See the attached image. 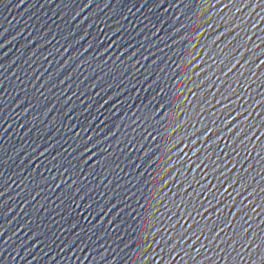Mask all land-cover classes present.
I'll use <instances>...</instances> for the list:
<instances>
[{
	"label": "water",
	"instance_id": "water-1",
	"mask_svg": "<svg viewBox=\"0 0 264 264\" xmlns=\"http://www.w3.org/2000/svg\"><path fill=\"white\" fill-rule=\"evenodd\" d=\"M188 9L0 0V264H264V6Z\"/></svg>",
	"mask_w": 264,
	"mask_h": 264
},
{
	"label": "snow or ice",
	"instance_id": "snow-or-ice-1",
	"mask_svg": "<svg viewBox=\"0 0 264 264\" xmlns=\"http://www.w3.org/2000/svg\"><path fill=\"white\" fill-rule=\"evenodd\" d=\"M230 2H231V0H230ZM185 3H186V8L188 9V6L190 5V4H195L196 6H199L200 5V0H185ZM257 4H258V6H264V5H261L260 3H259V0H257ZM229 5H225V7H228ZM189 10V9H188ZM195 10V8H192L191 9V11H194ZM200 17H201V14H197L196 15V19L198 20V19H200ZM187 20V17H185V18H182V20L180 21V23H181V25H182V27H181V29H179V30H177V35H179V33H180V31H183L184 33H185V36H188L189 37V39H187V43H184V41H185V39H184V37L185 36H182L181 37V44H183V46H184V49H188V45L189 44H191L192 43V40H191V36H192V34L193 33H195V32H198V25H192V28H191V30H189L188 28H184L183 27V23H184V21H186ZM208 21H204V23H207ZM188 23L189 24H192V22L191 21H188ZM203 35V33L201 32V33H199L197 36H196V39L198 40L199 38H200V36H202ZM217 40L219 39V37H217L216 38ZM214 43H215V41H214ZM177 55H179V52H177ZM188 56H191L192 57V59L191 60H187L186 62H184L186 65H187V67L189 68V65L190 64H192L193 63V61L196 59V57L195 56H192V51H190V52H188ZM180 60L181 61H184L185 60V58L184 57H180ZM238 63V62H237ZM261 64H264V61H261ZM233 67H235V65H233ZM180 68H181V65L180 64H176V67L175 68H173V72L174 73H178L179 71H177V69H179L180 70ZM229 71H231V69H229ZM180 78H181V76L179 75V74H176V75H174L173 77H172V82H173V85L175 86V85H177V81H180V85L182 86V85H186V84H188V83H190L191 82V75L189 74V77H188V83H182V81L180 80ZM179 89H180V87H176V92L177 93H180L179 92ZM189 91H191V89H189ZM176 99H177V101L178 102H182V100H181V96H176ZM163 110V108H161V109H157L156 111L158 112V111H162ZM221 111H223V109H221ZM166 119H168V113H165V115L164 116H162L161 118H160V122L161 123H163V121L164 120H166ZM178 120H179V117H177V119H176V124L178 125L179 123H178ZM229 123H232V121H229ZM262 124H264V121H262ZM240 126L239 125H237L236 126V128H239ZM168 131V129L166 128L165 129V132H167ZM236 131V129H233V132H235ZM232 133H230V135H231ZM256 135V133L255 132H253L252 133V136H255ZM261 135L262 136H264V133H261ZM208 139V137H205V140H207ZM238 139H239V136H238ZM249 139H251V137H249ZM257 139H259V138H257ZM152 140H156V137L155 136H152ZM172 141V137H170L169 138V143H172L171 142ZM180 143V142H179ZM179 143H177V144H175V146L174 147H172V148H170L169 150H168V152L167 153H172L173 152V150L174 149H176L178 146H179ZM193 147H195V144H193ZM210 147H211V145H210ZM85 151H88V149L86 148L85 149ZM157 151H159V148L157 149ZM180 151L182 152L183 151V149H180ZM167 153H165V154H167ZM177 156H179V153H175ZM258 155H260V154H264V146H262V147H260V150H259V153H257ZM193 155L195 156L196 155V153H193ZM158 156V155H157ZM157 156H153L152 157V160L151 161H149V164H152V162L153 161H155L156 160V158H157ZM207 159H209V157H207ZM202 163H204V161H201V164ZM159 166V164H157L156 165V167H158ZM200 165L198 164L196 167L198 168ZM218 170V169H217ZM238 179V178H237ZM158 184H159V182H158ZM157 184V185H158ZM153 187H156V185H154ZM241 187H243V186H241ZM204 189H202V191H203ZM225 191H227V189H225ZM158 195L159 194H157V196L156 197H154V199L156 200V203H161L160 202V200L159 199H157V197H158ZM148 204H152V200H148ZM153 207H155V205L153 206ZM158 210V209H157ZM149 211V208L147 207V205H145V204H142V205H140V213H144V214H147V212ZM241 211H243V210H241ZM153 215H155V213H153ZM221 216H222V214H220V213H218L217 214V218L218 219H220L221 218ZM131 220H132V224H134L135 225V228H133V229H131V231H130V234H129V238H130V240L131 241H133V244H132V246H131V251H136V249L137 248H140L141 247V238L142 237H144V235H145V231H142L141 229L142 228H145L146 227V225L144 224V218H143V216H141L139 213L136 215V216H131ZM230 221H228V222H226V223H229ZM154 226H155V222H154ZM190 227H192V226H190ZM240 227V225H237V228H239ZM151 228H148L147 229V231H149V232H151ZM225 231H226V229H224ZM249 230L247 229V228H243L240 232H239V234L238 235H235L234 237H233V239H236V240H239V239H241L247 232H248ZM181 235H184V233H181ZM219 235V233H217V236ZM144 242H146V241H144ZM245 243H248L247 241H245ZM234 264H238V262H234Z\"/></svg>",
	"mask_w": 264,
	"mask_h": 264
}]
</instances>
